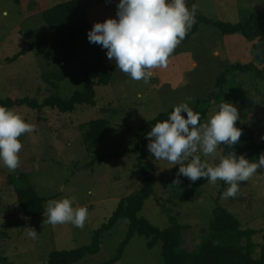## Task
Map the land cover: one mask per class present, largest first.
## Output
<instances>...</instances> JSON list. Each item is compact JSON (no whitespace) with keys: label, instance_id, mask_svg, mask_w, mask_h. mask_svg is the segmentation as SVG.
Segmentation results:
<instances>
[{"label":"rangeland","instance_id":"1","mask_svg":"<svg viewBox=\"0 0 264 264\" xmlns=\"http://www.w3.org/2000/svg\"><path fill=\"white\" fill-rule=\"evenodd\" d=\"M68 1L23 0L18 5L15 0H0L1 99L36 98L39 103L54 95L70 99L75 92L85 89L83 63L99 73L116 66L114 60L107 58L106 49L88 41L87 32L97 22L116 18L117 8L113 5L119 0H79L89 25L76 42L80 60L68 63V76L59 83V89L43 80V75L54 68V61L52 65L46 59L48 47L34 48L12 61L49 33L43 12ZM106 2L112 6L107 7ZM194 4L196 12L213 21L236 24L264 18V0H186L189 9ZM255 58L253 43L241 35L223 36L215 26L202 24L197 34L175 48L166 68L151 70L152 78L147 83L116 73L111 84L98 86L95 107L83 106L73 113H61L50 107L11 109L33 124L35 131L19 137L23 147L17 170L9 171L0 162V264H45L53 252L90 245L94 232L110 220L121 200L145 184V175L134 153L104 162L94 160L111 152L140 148V131L146 123L181 103H187L194 112L198 103L208 107L209 118L223 100L231 102L237 107L243 125L251 126L256 135L264 134V80L254 79L251 73L229 70L236 64H250ZM225 71L227 82L220 92L216 83ZM100 119L109 122L105 139L90 153L82 130L89 122ZM224 146L207 157L202 152L197 154L209 164L217 163L219 157H226ZM142 163L148 175L155 177L156 184L155 194L146 201L141 217L161 230L171 225L170 217H176L185 227L183 246L193 251L202 243L203 231H209L218 203L240 221L242 230L256 232L252 237L253 253L260 256L264 231L262 169L241 182L235 197L225 199L222 194L228 185L223 181L212 184L201 178L192 182L181 176L180 183L173 184L179 165L155 160L148 149ZM28 185L46 199L45 212L48 200L74 196V208H88L84 226L44 223V215L27 217L15 189ZM128 224V219L121 218L102 238L100 252L76 264H103L115 257L126 239ZM25 228L34 229L36 238L29 237ZM247 242L244 238L243 244ZM116 264H163L162 245L149 248L146 237L135 235Z\"/></svg>","mask_w":264,"mask_h":264},{"label":"trees","instance_id":"2","mask_svg":"<svg viewBox=\"0 0 264 264\" xmlns=\"http://www.w3.org/2000/svg\"><path fill=\"white\" fill-rule=\"evenodd\" d=\"M15 3L22 5L23 0H15ZM43 18L48 24L49 33L44 35L34 47L21 51L12 58V61L34 48L48 47L46 59L48 64H52L51 61H54V68L43 75V80L55 89H59V83L65 81L68 76V63L80 60L76 51V42L87 30L88 19L79 0H70L48 8L43 12ZM202 24L215 26L223 36L239 34L249 43H253L255 61L246 65H233L229 70L251 73L254 79L264 80V67H261L264 66V18L258 22L230 24L209 20L200 12H196V23L188 30L180 43L187 42L193 35L197 34ZM81 68L85 89L75 92L70 99H63L54 95L46 99L44 103H39L36 98L10 97L7 99L0 98V106L9 109L27 106L34 110L50 107L61 113H73L83 106L95 107L97 87L111 84L114 74L122 73L127 76L116 69V66L105 73H99L95 68L91 69L87 63H83ZM229 70L228 72H230ZM226 72H223L217 79L216 87L220 89V92L227 82ZM220 92L219 94H221ZM195 111L200 114L201 124L207 120L208 107L198 103ZM169 113L159 115L156 119L147 122L141 129L142 145L140 148L111 152L94 160V162H104L110 159H120L126 154L134 153L138 156L139 167L145 175V184L140 190L121 200L110 220L94 232L90 245L71 251L53 252L45 264H76L86 256L98 254L101 250L102 238L116 226L121 218H126L129 221L126 239L119 247L117 255L103 264L118 263L124 255L126 246L135 235L146 237L149 248H154L161 243L163 264H264V231L262 232L263 243L260 248V256L256 257L253 253L255 245L252 242V237L256 232L251 229L242 230L240 221L218 203L214 209V218L209 225V231H203L202 243L193 251L184 248L185 227L177 221L176 217H170L171 225L161 230L140 216L146 201L155 194L156 184L155 177L148 175L142 163L146 157L149 142L147 133L157 122L166 120ZM108 125L107 120L100 119L89 122L83 128L84 143L90 153H93L98 143L104 141ZM236 127L242 131L240 141L234 146L225 145V155L228 156L235 152L237 156L244 155L247 159H252L255 162V159L264 153V134L256 135L251 126L242 124L241 117L236 122ZM262 171L264 176V169ZM197 189L198 187H195L194 193ZM15 192L18 203L27 217L43 216L46 199L41 197L32 185L17 187ZM194 193L192 195H195ZM244 238L248 240L247 245L243 244Z\"/></svg>","mask_w":264,"mask_h":264},{"label":"clouds","instance_id":"3","mask_svg":"<svg viewBox=\"0 0 264 264\" xmlns=\"http://www.w3.org/2000/svg\"><path fill=\"white\" fill-rule=\"evenodd\" d=\"M116 18L97 22L87 32V39L106 49V56L114 60L116 69L134 81L147 83L152 69L166 68L168 58L196 23L197 6L191 9L186 0H119ZM186 114L185 115H182ZM239 112L233 103L224 101L218 110L201 124L200 114L187 103L175 106L164 121L157 122L147 133V149L155 160L179 165L173 184L180 177L192 182L206 178L208 183L218 180L228 185L223 198L235 197L241 182H246L258 170L264 169V153L255 162L235 152L219 157L217 163L202 160L223 145L234 146L240 141L241 129L236 127ZM35 131L13 110L0 106V162L9 171L20 166L19 153L23 147L19 137ZM75 197L48 200L44 223L58 225L71 223L83 227L88 217L85 207L72 206ZM35 239L37 232L25 228Z\"/></svg>","mask_w":264,"mask_h":264},{"label":"built area","instance_id":"4","mask_svg":"<svg viewBox=\"0 0 264 264\" xmlns=\"http://www.w3.org/2000/svg\"><path fill=\"white\" fill-rule=\"evenodd\" d=\"M107 7H111L112 5L109 3V2H106V4H105ZM116 5L117 4H114L113 6H115L116 7ZM88 209V208H87Z\"/></svg>","mask_w":264,"mask_h":264},{"label":"crops","instance_id":"5","mask_svg":"<svg viewBox=\"0 0 264 264\" xmlns=\"http://www.w3.org/2000/svg\"><path fill=\"white\" fill-rule=\"evenodd\" d=\"M243 50H244V49H243ZM243 50H242V51H243ZM215 54L218 55V54H219L218 51H217ZM233 64H234V63H233ZM194 66H197V64H194Z\"/></svg>","mask_w":264,"mask_h":264}]
</instances>
